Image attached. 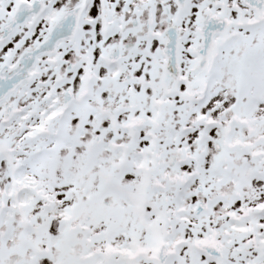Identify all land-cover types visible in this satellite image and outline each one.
Segmentation results:
<instances>
[{"label": "snow or ice", "instance_id": "6c2138e0", "mask_svg": "<svg viewBox=\"0 0 264 264\" xmlns=\"http://www.w3.org/2000/svg\"><path fill=\"white\" fill-rule=\"evenodd\" d=\"M0 264H264V0H0Z\"/></svg>", "mask_w": 264, "mask_h": 264}]
</instances>
